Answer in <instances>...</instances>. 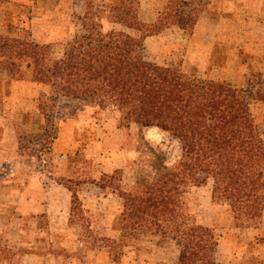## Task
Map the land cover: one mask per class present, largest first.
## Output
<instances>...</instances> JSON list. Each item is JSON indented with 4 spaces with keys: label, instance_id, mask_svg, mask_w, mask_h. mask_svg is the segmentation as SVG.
Instances as JSON below:
<instances>
[{
    "label": "rangeland",
    "instance_id": "374dc122",
    "mask_svg": "<svg viewBox=\"0 0 264 264\" xmlns=\"http://www.w3.org/2000/svg\"><path fill=\"white\" fill-rule=\"evenodd\" d=\"M170 2L190 27H170L152 36L145 42L149 61L179 67L203 80L230 83L256 96V79L264 76V0H138L134 9L141 23L152 25ZM113 4L114 0H0V36L49 46L51 59L60 60L68 44L86 34L85 25H90L86 9L106 18ZM104 23L105 31L113 27L141 36ZM27 62L0 58V108L8 104L5 94L10 96L14 84L26 89L36 86L28 99L9 104L36 108L38 114L25 117L27 123L32 115L39 117L34 121L37 128L18 131L22 168L0 180L12 186L2 194L0 204V264H178L182 247L152 233L127 240L126 246L134 248L128 246L124 250L128 257L115 263L106 254V240L121 237L119 222L110 224L118 232L108 226L112 217L124 212L121 191L132 192L172 173L183 157L180 141L159 128L136 124L123 128L120 114L109 105L96 107L62 98L55 88L35 82ZM251 111L264 138V102L257 96L251 100ZM62 155L68 156V173L60 170ZM24 183L33 189L25 191ZM67 186L78 192L84 210L81 215L76 211L73 224ZM213 190V179L185 188L181 202L189 224L212 230L217 264H264V208L255 219L238 222L228 205L214 201ZM112 192L120 197L111 196ZM36 203L49 205L42 213L31 210ZM96 247L102 252L99 260L91 252Z\"/></svg>",
    "mask_w": 264,
    "mask_h": 264
},
{
    "label": "trees",
    "instance_id": "16d2710c",
    "mask_svg": "<svg viewBox=\"0 0 264 264\" xmlns=\"http://www.w3.org/2000/svg\"><path fill=\"white\" fill-rule=\"evenodd\" d=\"M138 4V0H114L106 18L92 15L88 7L86 34L68 44L60 60L51 59L49 46L2 35L0 58L26 59L35 82L55 88L62 98L96 107L109 105L120 114L123 128L133 124L159 128L180 141L183 157L172 173L129 193L120 190L125 200L117 221L122 236L119 241L106 240L110 258L121 261L127 240L152 233L182 247L178 264H217L212 256L217 248L212 230L189 224L181 197L186 187H200L213 179L214 201L228 205L236 221H251L262 213L264 138L252 115L251 100L257 96L264 102V76L256 79L255 96L230 83L203 80L179 67L150 62L146 38L170 27L185 30L190 25L176 14L174 2L157 24L141 23L134 9ZM104 22L141 36L105 31ZM144 28L148 29L145 34ZM66 188L72 193L73 224L76 211L81 215L84 210L78 192Z\"/></svg>",
    "mask_w": 264,
    "mask_h": 264
},
{
    "label": "crops",
    "instance_id": "0c3cea01",
    "mask_svg": "<svg viewBox=\"0 0 264 264\" xmlns=\"http://www.w3.org/2000/svg\"><path fill=\"white\" fill-rule=\"evenodd\" d=\"M86 11H87V9H86ZM106 23H107V26H121V25H118V24H113V23H108V22H106ZM112 29H113V27L111 28V30ZM168 31H170V30H168ZM162 35H160V36H162ZM155 38L156 37H154V39ZM151 39H152L151 37H148V38H146L145 42L149 43L151 41ZM20 85L21 84H14L11 87L10 96H7V93L5 94V100H6L5 102L6 103L8 102V104H5V106L3 108H0V133H1V136H0V178L1 179L0 180L1 181H3V176L10 178L12 173H16V170H20V168H22V166H23L22 165V158L23 157L20 154L21 144H20L18 131H21L22 128L26 129V130H28V128H30V127H32V128L36 127L37 128L38 124L36 122L39 121V119H38L39 117H38V115H36L38 113L35 112L36 108L29 107L27 105H22V104L21 105L20 104H18V105L14 104L13 106H11L9 104V103H12V102L13 103H17V102L20 103L24 98L28 99V97H29V95L31 93L32 94L36 93V88H37L36 86L32 87V89L29 88V87L26 89V87H22ZM22 94H23V97L21 96ZM33 112H35L36 114L31 116L32 117L31 118L32 122L27 123V119H29V118H27L28 115L30 113L32 114ZM34 121H36V122H34ZM151 130L153 131L155 129H151ZM60 160H61V163H60L61 164L60 165L61 169L60 170H62L64 168V172L68 173L69 164H70L68 162V156L67 155H65V156L62 155L60 157ZM33 161H35V160H33ZM23 163L30 164L28 161H25V160L23 161ZM5 173H8L7 176H6ZM33 173H36V172H33ZM50 173H53V172H50ZM22 185L26 186V187H24V188H27V190L25 189V191L30 190V188L33 189L32 186H29L30 188H28V186L25 183L22 184ZM60 187H62V186H60ZM8 189L9 190L12 189V186H11L10 183H7V184L4 183V182L0 183V204H1V200H2V194H4L5 191L8 190ZM39 190L41 191V189H38L37 191H39ZM65 190H68V189L66 188ZM99 190L102 191V192L106 191V190H103V189H99ZM110 195L111 196H115V197L116 196L120 197L118 195V192H112ZM104 197H105V195H104ZM29 204L31 205L32 203H29ZM48 205L49 204H45V203H44V205H41L40 203H36V204H34L32 206L31 210H34L36 212H40L41 211L43 213L44 210H45L44 208L47 207ZM120 206H121V203H120ZM115 220H116V222L118 221V216L117 215H116V217H112L111 223H109V225H108V226H110V229H113V226H111V225L114 224ZM113 230L117 231L116 229H113ZM119 233H121V232H119ZM121 236H122V234H121ZM249 237L251 239H253V238H255V235H249ZM120 239H121V237H120ZM172 242H174V241H172ZM81 246L83 247L84 245L81 243ZM128 246H124V248L126 249ZM129 247L134 248V246H131V245ZM178 248H179V246H178ZM91 252L95 255V257L98 260L100 259L101 254H102L101 248L96 247L95 249L91 250ZM180 254H181V250L179 249V251H178L179 259H180V256H181ZM244 254L248 255L247 252H244ZM65 256L67 257V255H65ZM107 256H108V254H107ZM124 257L125 258L128 257L127 256V252H125V256ZM108 259H110L113 263H115L114 259H112L110 257ZM80 263H83V262L81 261Z\"/></svg>",
    "mask_w": 264,
    "mask_h": 264
}]
</instances>
